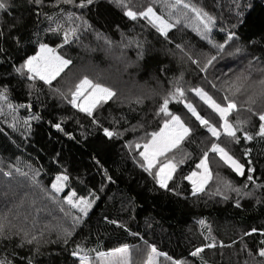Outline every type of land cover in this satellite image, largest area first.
I'll return each mask as SVG.
<instances>
[{"label": "trees", "instance_id": "trees-1", "mask_svg": "<svg viewBox=\"0 0 264 264\" xmlns=\"http://www.w3.org/2000/svg\"><path fill=\"white\" fill-rule=\"evenodd\" d=\"M6 3L7 8L0 10V219L6 218L0 260L82 264L87 256L89 264H106L96 257L97 251L113 254L126 246L129 254L143 249L147 255L154 248L151 257L157 264H264L259 254L264 251V137L258 135L264 92L249 88L234 97L237 109L228 119L240 129L239 142L224 135L217 141L186 107L192 103L203 118L220 126L218 114L192 90L203 88L219 103L227 93L218 89L233 80V71L241 73L248 85L264 80V0ZM149 6L173 24L166 33L159 32L150 18L139 16ZM128 11L137 17L127 16ZM63 13L70 32L79 30L80 24L95 31L99 48L70 56L72 63L51 85L27 79L26 70L22 74L16 69L30 43L44 31L49 15ZM208 17L212 30L205 36L203 23ZM226 32H234L235 39L218 54L213 45L224 44ZM216 55L218 59L202 71ZM84 75L100 77L99 82L116 93L92 116L56 91L67 93ZM177 87L184 96L169 98V112L179 115L190 132L166 154L177 168L168 188H162L154 178L158 167L152 174L145 171L139 152L162 127L166 117L157 115L159 107ZM248 92L250 96L255 92L254 104L245 99ZM57 123L62 130L54 127ZM105 128L116 135L106 136ZM245 133L253 139L246 140ZM216 142L245 165L244 175L210 151ZM204 152L209 153L212 179L203 192L194 194L186 177L199 170L196 165ZM21 172L28 173L27 178ZM58 175H66L68 181L55 193L51 184ZM73 191L74 200L93 202L87 215L63 199ZM77 216L81 219L73 223ZM123 254L108 257L109 264L119 263Z\"/></svg>", "mask_w": 264, "mask_h": 264}, {"label": "snow or ice", "instance_id": "snow-or-ice-1", "mask_svg": "<svg viewBox=\"0 0 264 264\" xmlns=\"http://www.w3.org/2000/svg\"><path fill=\"white\" fill-rule=\"evenodd\" d=\"M40 0H36V3L39 4ZM71 2V0H68ZM94 0H86L88 5H91ZM177 3L180 0H176ZM7 8L6 0H0V10H5ZM127 16L135 19L137 17V13L133 11H128L126 13ZM140 17H144L145 19L150 18V23L158 28V31L161 33H166V30L173 27V24H170L168 21L163 18L156 16L154 14L152 7H147L146 11L139 12ZM199 16V14H198ZM203 29L205 31V36L207 33L212 30V18L208 17L206 23H203ZM52 31H57V29H52ZM235 39L234 32H226V40L224 44L213 45L216 47L218 54L224 49L225 44L229 41ZM68 43L67 39L64 41ZM40 51L36 53L35 56H29L23 65L16 69L18 73H24V70L27 71V79L32 80L38 78L40 81L45 82L47 85H51L53 81L57 80L58 77L61 76V73L65 71L66 68L72 63L71 60L65 59L63 56L59 55L57 51L49 45L41 43ZM218 59V55L212 56L208 61L202 71H206L207 66L212 65L215 60ZM100 77H97L95 80L90 79L88 75H84L82 78L75 82L74 84L69 86L68 92H61L57 89V93L63 96L65 99H68V103L73 107L79 109L81 112L87 113L89 116L93 115L94 109H96L99 105L112 100L116 93L112 90V88L105 86L104 83L99 82ZM215 87V85H213ZM249 88H258L261 92H264V80L259 82V85H248L245 80H241L239 77L236 81H232L227 84L226 87L218 89V91H224L227 94L222 96L221 102H217L216 99H213L208 92L204 91L203 88H195L192 91L203 101L206 105H208L216 114H218L222 124L220 126L213 125L209 122V120L203 118L198 112L197 109L191 104L187 103V110L192 114L193 117L201 125H203L207 131L211 134L213 138H216L217 141L220 140L222 135L226 136L231 140H235L239 142V137L237 136V132L240 130L238 127L233 126L232 123L229 122V114L237 109V103L235 102L234 97L237 93H241L242 91H248ZM255 92L252 96L249 97L250 104L255 103L254 99ZM0 96H3V93H0ZM177 96L183 97L184 90L181 87H177L175 89V93H170L169 97H165L159 107V112L157 115L163 114L166 119L164 120V126L160 129L159 132L152 133V138L147 143L143 145V151L139 152V156L143 158V163H141V167L148 171L149 174H152V170L158 167V171L155 172L154 178L156 182L162 188H168V181L173 179V173L176 171L177 164L173 162L172 159H167L166 154L171 152L173 149H176L181 142L188 136L190 129L184 123L179 115H175L169 112V98L176 99ZM7 99V97H4ZM136 103H140L141 101L137 99ZM9 108H12V104H8ZM249 111H251V107H249ZM33 119H38V117H32ZM259 120L262 122L260 124V131L258 133L259 136L264 137V112L259 114ZM58 130L61 129V124L57 123L54 125ZM104 133L108 137H112L116 135V133L109 131V129L105 128ZM244 138L246 140L251 141L253 136L244 134ZM136 148H140L141 145L137 144ZM210 151L214 154L219 155L220 161H222L225 165H227L230 169L238 173L239 175H244L245 165L241 164L233 155L226 150L225 147L221 146L220 142L212 143ZM247 155V153H245ZM209 153L204 152L203 158L200 159L199 163L196 165L197 169H202V172L193 171L190 176L186 177L187 179L192 181L193 193L203 192L205 190L204 186L212 179V174L209 171V161H208ZM160 158H166V163H158ZM184 161L180 160L179 163L182 164ZM17 172H20L19 169H16ZM248 171H252L251 168ZM11 171L7 173V175H11ZM21 175L27 178L28 173H20ZM39 173L33 174V180H35V176ZM247 179L249 181L253 180L251 175H248ZM54 183L51 184V189L55 191V193H59L63 191V185L60 182H67L68 177L66 175H58L55 177ZM227 186V185H226ZM235 191L239 192V189H235ZM76 196V193L73 191L66 195L63 199L70 205L72 208H78L81 213L87 215V209L91 208L92 201H89L83 197L79 199H73ZM81 217H73V223L79 222ZM115 223V222H113ZM204 222L201 221V224ZM6 226V218L0 219V234L3 233ZM123 227V225H121ZM71 235V233H68ZM27 236V233H25ZM32 239H35L33 237ZM32 240H28V243H31ZM208 247H213V244L207 245ZM127 251V247L117 248L114 250L113 254H106L102 252H96V257L102 261H105L106 264H109L108 257L114 254H121ZM155 252V249H152ZM200 249H197L192 255H196ZM77 252H73V255H77ZM261 256H264V251L259 253ZM166 255V254H165ZM171 259V258H168ZM0 264H5L4 260H0ZM30 264V262H29ZM82 264H89V260L87 256L82 257ZM173 264H182L181 261H175Z\"/></svg>", "mask_w": 264, "mask_h": 264}, {"label": "rangeland", "instance_id": "rangeland-1", "mask_svg": "<svg viewBox=\"0 0 264 264\" xmlns=\"http://www.w3.org/2000/svg\"><path fill=\"white\" fill-rule=\"evenodd\" d=\"M149 7L154 8V6H149ZM66 19H67V17L65 16L64 13L62 16L59 14H53V15L48 16V18H47V24L48 25L46 27H44V29H43L44 31L38 33L35 40H33L30 43L29 49L26 52L25 58L21 62L20 66L24 64L25 60L29 56H35L36 53L40 51L39 46L41 43L49 45V47L55 49L57 51V53L59 55L63 56L65 59H69L70 56L77 54V53L89 54V53L93 52L94 50L96 51V49L99 48V46H98L100 44L98 41L99 38H98L97 34L95 33V31L88 28L89 26H85L82 28V26L80 24L79 25L80 27L78 26L80 29L78 27H76L75 29L78 28L79 30H77L76 32L74 31V33H72V32H70V30H68L67 27H65ZM84 28H86V29H84ZM52 29H57V31H52ZM50 33H51V35H49ZM65 39H67L68 43L64 42ZM248 62L252 63V61H248ZM232 74H233V78H232L233 80H231V82L236 81L238 77L241 80H245V77L242 76L241 73H237L236 71H233ZM252 90H253V88H251V91ZM250 93L251 92L247 93V96L245 97V99L249 98ZM173 100H175V99H173ZM197 112H198V110H197ZM163 126H164V123H163L162 127ZM160 129L157 132H159ZM151 138H152V136L148 140H146L142 143V150L141 151H143V145L145 143H147L149 140H151ZM202 171H203L202 169L198 170V172H202ZM60 183L64 187L65 182H60ZM152 254H153L152 249L149 251V253L147 255L143 249L138 250L137 253H135L133 250H131L130 254L126 251L123 254V258L121 259V261L119 263H116V264H157L156 259L151 257Z\"/></svg>", "mask_w": 264, "mask_h": 264}]
</instances>
